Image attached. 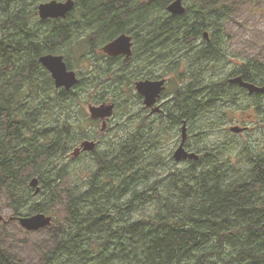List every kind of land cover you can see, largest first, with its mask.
I'll list each match as a JSON object with an SVG mask.
<instances>
[{
    "label": "trees",
    "instance_id": "1",
    "mask_svg": "<svg viewBox=\"0 0 264 264\" xmlns=\"http://www.w3.org/2000/svg\"><path fill=\"white\" fill-rule=\"evenodd\" d=\"M42 1L0 0V200L7 201L16 221L39 212L53 215L57 206L66 211L63 222L52 221L57 225L48 242L38 246L42 264H264V154L242 166L220 158L217 150L196 151L201 157L189 160L185 172L162 175L155 172L153 156L169 132L161 123L144 121L93 152L95 165L78 179L55 164L80 139L92 138L82 126L98 122L82 107L76 90L97 88L94 102L112 101L115 108L131 105V95L140 100L134 93L135 54L109 60L103 54L102 61L95 48L122 33L136 36L143 12H137L141 0H75L65 18L44 20L36 14ZM154 1L163 14L156 17V32L167 26L157 38L165 43L164 57L155 54L157 74L166 69L180 81L170 121L175 127L187 117L193 138L198 109L215 97L230 98L226 80H203L196 63L224 56L226 12L219 0L187 4L183 14L167 11L172 0ZM206 30L210 40L202 38ZM75 41L80 46L74 61L89 63L90 72L80 71L71 90L56 88L39 57L65 53ZM191 55L183 72L181 63H167ZM66 59L74 69L70 55ZM237 73L264 81L258 62H247L232 75ZM241 91L247 90L232 85L236 110ZM177 105L186 111L181 116ZM166 159L172 161V153ZM34 177L41 186L38 194L30 186ZM0 264L25 263L0 244Z\"/></svg>",
    "mask_w": 264,
    "mask_h": 264
},
{
    "label": "rangeland",
    "instance_id": "2",
    "mask_svg": "<svg viewBox=\"0 0 264 264\" xmlns=\"http://www.w3.org/2000/svg\"><path fill=\"white\" fill-rule=\"evenodd\" d=\"M219 1L222 9L226 12L223 21L222 34L225 53L224 57H227V59L223 63L210 65V69H208V67L203 68L202 79L208 80L215 76V80L218 78L221 80V83H224L223 80H226L227 82L230 78L231 68L233 70L249 61L258 62L264 66V0ZM195 2L198 3L199 0L186 1L187 4H193ZM36 14L39 18L38 11ZM77 45H79V43L75 41L72 46L63 49L65 53L62 52L56 54H63L65 59L67 55H70L71 61L73 62L78 57L77 53L79 49L76 47ZM103 45L104 44L95 49L97 55H101L102 61H105L101 49ZM87 58H92L94 60L91 56H87ZM173 62L178 64L176 58L167 59L169 65L173 64ZM91 67L92 66L89 65V63L85 65L74 61V69L78 74L80 71L89 74ZM159 67L162 68L163 66L160 65ZM180 67L183 72L186 67L185 62H181ZM158 74L167 77L169 80L167 91L165 92L163 99L169 100L172 97L173 106V98L175 92L177 93V90L175 89L179 86L180 81L176 73L166 72V69H161V71H158ZM76 92L78 94V99L82 103V107L87 110V114L89 115V105L103 103L94 102V95L97 92V88H80L76 90ZM207 98L208 96H205V100ZM256 99L257 101L255 102L251 95L240 92L237 101L239 103L238 109L241 110L248 108L244 111H236L234 113L225 108L230 99L221 97L211 99L207 104V107H205V112L203 114L198 109V114L193 122V131L195 133L193 138L190 131V123L188 121L189 138L187 140V146L194 151H201L204 154L205 151L217 150L220 152V158L227 159L230 157L233 163H241L242 166H245L248 163L250 157L264 154V95ZM84 102H86V104ZM130 104L131 105L127 106L123 103V106H120L121 108H115L113 115L108 119V128L105 131L101 130L100 120L87 127L82 126V129H85L84 134L92 137L90 139L98 141L99 145L97 148L99 150L108 148V146L112 145L115 140H118L120 136H116L115 134L127 135L137 129V119L131 117L130 114L132 112L138 113L139 110H141V105L137 104L132 95L130 97ZM253 106H256V108ZM258 106H261V110H258ZM128 108L130 109L125 111ZM172 111H170V113H172ZM176 113L180 112L176 111ZM224 113H227V115L222 116ZM232 114H236L238 117L236 121L234 119L231 120ZM240 115L243 116L241 117ZM223 119H225L226 122H220ZM241 119L244 120L243 123L238 121ZM78 123L79 121H77V124ZM156 123H161V128L166 126L169 136L167 137L166 133H164L166 139L163 141L157 134L162 142L157 149L156 155L153 156L156 159L154 160L157 167L155 172H159L162 175H165L167 172H185L190 165V162L176 161L173 156V153L181 140L182 122L175 125V127H173L174 125L172 121L164 122L158 120ZM233 124H246L249 125L251 129L242 134H236L229 129ZM201 130L202 135L199 136L198 133ZM82 140L84 139H80L79 142L72 146L66 157L59 158L55 161V164L58 167L66 166V168L70 170L73 179H78L79 176L87 174L96 163L94 159L95 152H83L77 156L71 154L74 148L80 145ZM169 153H172L173 157L170 162L166 159V156H168ZM36 199L37 196L34 200ZM11 214V208L7 204V201L0 200V215L4 216V220L0 221L1 246H8L17 252L18 255L22 256L25 264H42L40 259L41 253L38 246L41 244L40 242H42V244L48 242L52 234L51 227L57 224H52L49 229L28 231L20 225L18 220H10L9 217ZM53 215L57 216V218L54 217L53 220L57 223H61L65 219L66 211L63 207L57 206Z\"/></svg>",
    "mask_w": 264,
    "mask_h": 264
},
{
    "label": "water",
    "instance_id": "3",
    "mask_svg": "<svg viewBox=\"0 0 264 264\" xmlns=\"http://www.w3.org/2000/svg\"><path fill=\"white\" fill-rule=\"evenodd\" d=\"M75 5V0H47L40 2L38 5V14L42 19H56L65 18ZM172 14H183L186 12L184 0H173L167 7ZM205 37H208L206 31ZM102 51L109 54L118 56L121 54L130 58L133 54V36L127 33L118 35L115 39L109 41L102 47ZM41 64L51 73L56 87H64L66 90H71L78 82L79 77L74 69H70L63 54L45 53L39 57ZM166 79L160 80H142L136 83V87L140 93L145 97V107H152L154 111H160V106H156L157 99L166 88ZM232 82L238 83L243 87L249 89L250 93L264 92V86H258L254 83L245 81L242 76L232 78ZM115 103H102L99 105H89V112L93 119H102V129L107 127V119L113 115ZM232 131L241 133L244 128L239 126L232 127ZM188 139V126L184 121L181 132V142L174 151V158L176 161L183 160H198L200 155L195 151H189L185 144ZM97 142L90 139L83 140L71 153L77 156L81 151H95ZM30 186L35 189V194L41 190L39 179L34 177ZM10 217V220H13ZM4 220V216L0 215V221ZM18 221L23 228L28 231L39 230L52 224L53 216L44 212L35 213L32 215L19 216Z\"/></svg>",
    "mask_w": 264,
    "mask_h": 264
},
{
    "label": "flooded vegetation",
    "instance_id": "4",
    "mask_svg": "<svg viewBox=\"0 0 264 264\" xmlns=\"http://www.w3.org/2000/svg\"><path fill=\"white\" fill-rule=\"evenodd\" d=\"M186 1L187 0H184L185 7L187 6ZM168 5H167V7H168ZM148 7H150V8L147 9ZM167 7H166V9H167ZM137 12H143V15L141 16L142 23L139 24L137 26V28H136V36L132 35L133 36V54H135V57L133 59V63H134L136 76H137V78H136V80L134 82V91L140 97V100L138 101L137 104L141 105V110H139L136 119H137L138 125L141 126L144 121H147V122H150V123H154V122H156V121H158L160 119H164L165 121H167V120L170 121V119H171L170 111L173 110V106H172V97L169 100H164L163 99V96L165 95V92L167 91L169 80H168L167 77L162 76V75L158 76V74H157V59L164 57V56H162V49L165 46V43H163L162 41L158 42L157 38H162V33L161 32H162V30L164 28L167 27V26H163L161 31H160V33L156 32V29H157V26H158V25H156V17L163 15L161 13L162 10H160L159 12L157 11V9L155 7V1L154 0L153 1L142 0L141 1V5L137 8ZM175 28H178V27H175ZM182 31H183V29H182ZM206 31L208 32V37H205L204 33ZM206 31L203 33V37L202 38L210 40L211 32L209 30H206ZM222 38H223V34H222ZM157 47H158V49H157ZM156 53L159 54L158 58L155 57ZM103 54H105L107 60L111 59V57H117V56H114V55H108V54H106L104 52H103ZM167 54H171V52L169 51V52H167ZM119 56L127 57L126 55H119ZM192 56L193 55L186 56L184 58H180V57L176 56L174 58H176V62L179 64L181 62L189 61V59L192 58ZM226 59H227V57H224V56L223 57H215V58H206V59H203V60L202 59H196V63L198 65V71H199L200 75H202V71L201 70L203 68H205L206 62L209 65L208 69H210L211 68L210 65L223 63ZM147 60H148V62H147ZM250 62L254 63L252 61H249V63ZM200 63H202V67L201 68H200ZM255 63H257V62H255ZM240 68H243V64L240 67L235 68L233 70L231 68V74L229 76L230 78L227 80L226 83H224L225 85H227L228 92L230 94V98H229L230 101H229L228 105L225 106V108H227L228 110L232 111V113H234L236 111H244V110H246L248 108L247 107V108H244V109H241V110H236V104L234 105L235 108L232 107V85L233 84H237V85L241 86L238 83L232 82V78H234L236 76H242L243 77V75L239 74V73L234 74V75H232V74H233V72L235 70H238ZM163 78L166 79V82H165L166 88L163 90L162 94L160 95V97L157 99V102H156V106L157 105L160 106V111H154L153 112L152 111L153 110L152 107H145V103H144L145 97H144V95L142 93H140L138 91V89L136 87V83L139 82V81H142V80H148V79L149 80H160V79H163ZM243 79H244V77H243ZM217 80H220V79L217 78ZM245 81H248L250 83H254V84L258 85V86H264V81H259V82H253V81H250V80H245ZM241 87L246 89L247 90L246 94H249L251 96L257 95L255 97H259L261 95L262 96L264 95V92L257 91V92H254V93H250L248 88L243 87V86H241ZM241 92H243V91H241ZM253 107L256 108V106H253ZM260 108H261V106H258V110H261ZM204 109H205L204 105H203V107L201 109H199L202 114L205 112ZM176 111L180 112V116L182 115V112H186L185 109L184 110H180V107L178 105L176 107ZM184 114L186 115V113H184ZM225 115H227V113H224L222 116H225ZM240 116L242 117L243 115H240ZM233 119L235 121H236V119H238L236 114H232V119L231 120H233ZM182 120L183 121H182V124H181V128H182V125H183L184 121L187 122L186 118H182ZM238 121L240 123L244 122L243 119L238 120ZM220 122H226V120L223 119ZM102 124H103V122L101 121V130L105 131L108 128V121H107V127L105 129H102ZM234 126H239L241 128H244V131H242L241 133H236V134H242L243 132L248 131V130L251 129V127L249 125H246V124H242V125L241 124H233V125H231L229 127L231 132H232V127H234ZM91 140H94V139H91ZM94 141H96V140H94ZM96 142H97V145H96L95 151L98 149L97 147L99 145L98 141H96ZM185 146H186V148L189 151H194V150L190 149L187 146V142H186ZM95 151H81L80 154H82L83 152H95ZM200 156H201V154H200Z\"/></svg>",
    "mask_w": 264,
    "mask_h": 264
},
{
    "label": "bare ground",
    "instance_id": "5",
    "mask_svg": "<svg viewBox=\"0 0 264 264\" xmlns=\"http://www.w3.org/2000/svg\"><path fill=\"white\" fill-rule=\"evenodd\" d=\"M179 42V41H178Z\"/></svg>",
    "mask_w": 264,
    "mask_h": 264
}]
</instances>
